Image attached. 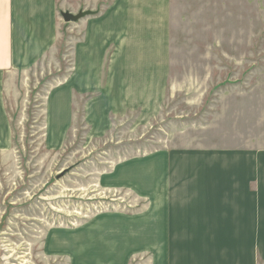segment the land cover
Wrapping results in <instances>:
<instances>
[{"label":"crops","instance_id":"obj_1","mask_svg":"<svg viewBox=\"0 0 264 264\" xmlns=\"http://www.w3.org/2000/svg\"><path fill=\"white\" fill-rule=\"evenodd\" d=\"M66 12L88 16L67 24ZM176 37L214 40L200 48L201 64L231 57L247 87L264 88V0H0V150L13 146L8 82L64 38L70 66L45 104L51 151L79 122L98 138L127 114L159 113ZM103 181L141 208L50 229L47 255L67 264H264V147L160 148L119 162Z\"/></svg>","mask_w":264,"mask_h":264},{"label":"rangeland","instance_id":"obj_2","mask_svg":"<svg viewBox=\"0 0 264 264\" xmlns=\"http://www.w3.org/2000/svg\"><path fill=\"white\" fill-rule=\"evenodd\" d=\"M172 41L169 86L159 113L149 119L127 114L98 138L79 122L61 148L52 151L46 148L45 104L69 69L67 40L8 82L5 102L13 146L0 150V264H67L64 254L43 250L50 229L140 209L141 201L129 192L104 186V176L125 159L160 148L264 147V88L247 87L239 79L247 74L237 73L231 57L201 64L200 48L211 47L214 40ZM222 47H230L229 37Z\"/></svg>","mask_w":264,"mask_h":264},{"label":"water","instance_id":"obj_3","mask_svg":"<svg viewBox=\"0 0 264 264\" xmlns=\"http://www.w3.org/2000/svg\"><path fill=\"white\" fill-rule=\"evenodd\" d=\"M86 14L85 13H78L75 16V15H72V14L66 12V13H62L61 17L65 23H70V22H76L77 20H79L81 17H83Z\"/></svg>","mask_w":264,"mask_h":264}]
</instances>
